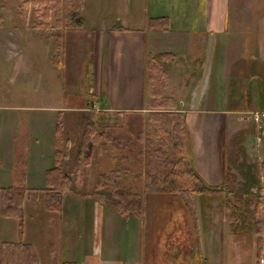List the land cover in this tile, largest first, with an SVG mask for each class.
Masks as SVG:
<instances>
[{
  "label": "crops",
  "instance_id": "crops-1",
  "mask_svg": "<svg viewBox=\"0 0 264 264\" xmlns=\"http://www.w3.org/2000/svg\"><path fill=\"white\" fill-rule=\"evenodd\" d=\"M154 3L152 8L151 3L148 4L151 13L145 15L143 28L120 25L99 30L97 53L100 47L102 50L96 55L94 104L91 107L97 113L146 109L149 53H170L178 60L202 58L204 74L196 80L208 88L213 85L217 94L212 101L206 102L208 107L203 110L197 107L204 105V96L193 95L186 104L192 107L188 109L187 124L196 171L208 185L219 186L224 181L221 133H228L232 123L236 122L239 131H246L244 144L251 161L264 163V0H154ZM152 17H168L170 29L148 30V20ZM223 60H229V63ZM103 63L106 67L105 88L101 81ZM246 100H249L248 107L244 105ZM103 103L109 107L101 108ZM22 109L14 107L15 113ZM237 112L245 115L235 119ZM219 114L223 116L219 117ZM257 115L261 116L259 121L255 119ZM12 119L14 127L7 131L11 145H6L5 152L0 150V188L10 187L13 183V146L20 126L14 114ZM39 130H42L39 120L33 118L26 137L32 140V148L38 150L31 159L30 152L27 153V165L23 169L27 188L43 193L46 172L55 166L56 148L54 144H47L44 152L43 147L38 146L43 140V132ZM52 138H57L55 128L47 139ZM6 158L12 162L6 163ZM95 182L90 190L82 191V180L74 178L73 188L62 196L60 212L46 208L44 195L34 199L38 203L41 201L39 209L34 204L31 213H27L25 199L24 221L18 219L12 229L6 217L0 214V244L10 241L32 245L39 264H141L143 223L136 218L126 219L103 204L94 194ZM256 193L260 195H256L258 202H264V181L262 191ZM211 224L214 246L219 250L212 258V264L259 263L258 235L252 226L247 228L245 236L234 238L224 216ZM261 254H264V247ZM209 260L210 257L206 260L208 264Z\"/></svg>",
  "mask_w": 264,
  "mask_h": 264
},
{
  "label": "rangeland",
  "instance_id": "rangeland-1",
  "mask_svg": "<svg viewBox=\"0 0 264 264\" xmlns=\"http://www.w3.org/2000/svg\"><path fill=\"white\" fill-rule=\"evenodd\" d=\"M31 1L0 0V150L5 152L6 145L7 147L11 145L12 141L9 142L10 135L7 131L14 127L12 121L14 114V117H17L20 131L16 138L17 152L15 157L13 156V161L21 150L25 152V158L22 167L13 166L12 170L20 173L19 169L27 165V153L30 152L29 158L31 159L38 150L37 147L32 148V140L26 137L27 130L32 127V119L37 118L39 129H42L39 131L43 132V140L38 146L43 147L44 152L48 148L47 144L50 146L54 144L56 150L60 149L62 151L61 164L75 180L79 178L82 180L83 184L80 189L88 191L99 174L109 172L117 163L112 159L111 151L99 152L97 146H94L90 164L86 167L83 165L85 159L78 155L84 144L87 118L93 110L91 106L92 103L94 104L95 61L96 55L101 54L102 50L100 47L97 53V39L101 36L99 30L120 25L128 28H143L147 16L151 13L148 4L150 2L152 8L155 3L154 0H85L81 10V15L85 20L82 26H77L78 16H71L66 1L59 9L54 3L50 4L48 17L43 15V8L37 9ZM25 2H30L27 16L22 13V6ZM78 2L80 1L72 0V7H78L76 5ZM223 61L226 64L229 63V60ZM162 65L167 71L166 95L175 100L177 110L186 114L188 150L184 155L186 160L189 163L193 161L194 165L192 138L187 124L188 109L192 107L186 104L190 102L193 95L200 93L204 96L202 97L204 105L197 108L206 109L208 107L206 102L212 101L217 92L213 85L208 88L205 83L201 84L196 80L204 74L202 58L198 57L194 61L192 58L183 60L175 57L167 58L162 61ZM101 81L105 88L106 67L104 63ZM103 92L105 94L104 90ZM153 102V98L148 94L147 108L142 110L144 117H148ZM235 104L238 105L237 102ZM248 104L249 100H246L244 105L248 107ZM106 105L103 103L104 107L101 108H108L109 106ZM15 106L23 107L22 111L15 113ZM38 109L42 111L35 113ZM51 110L54 112L52 113ZM60 110L62 113L61 131L56 134L55 140L47 139L51 137L54 128L56 131L57 116ZM240 113L237 112L235 119L245 115ZM222 116L223 114H219V117ZM227 116L225 118L229 120ZM96 117L99 128L113 126L118 130H127L124 125V115L118 111H100L96 113ZM146 118L144 120V140L148 137L146 127L149 121ZM235 123L231 124L228 133H221L220 138L222 175L225 168V174L232 176V181L235 183L233 190L227 193L215 192L193 196L198 231H196L193 216L179 194L164 190L144 193L142 196L143 219L135 215L130 217L139 219L140 223H143L142 252L139 261L141 264H208L206 262L208 257L212 264V258L218 255L219 250L214 246L211 223L222 216L230 223V231L234 234V238L245 236L250 226L254 228L258 238L262 236L258 232L253 211L257 207V196H260L256 193L255 184L258 182L256 184L258 186L264 181L263 163L251 161L244 144V132L246 131H239V126ZM150 124V132L155 134L157 128L152 122ZM5 128H7L6 131ZM133 136L132 149L136 153L138 140L136 135ZM67 140H69V149L66 153ZM125 150L124 148L123 151ZM122 154V151L117 153L118 162L131 169V173L124 174L123 178H128L133 189L140 191V185L144 184L146 177L137 175L140 167L136 156L130 154L127 159H124ZM5 162L10 163L12 160L6 158ZM249 165L254 167L252 172L249 171ZM247 179L253 181L243 188L242 184ZM27 191L29 193L26 192L24 198V201L26 199L25 209L27 213H31L32 208L36 205L39 209L41 203V201L35 202L34 199L42 198L45 194L44 191L43 193L30 189ZM246 191L248 193H245ZM1 196L0 190V214L2 215ZM18 219L6 217L7 222L10 223L9 228L15 227ZM20 220L24 221V213ZM89 223L91 225V222ZM89 229H91L90 226ZM14 230L11 231L14 233ZM20 230H22L21 225ZM197 238L201 244V257L196 245ZM262 238L264 240V236ZM84 248L88 249L86 245ZM244 251H246L245 247ZM258 257V264H261V261H264V254H258Z\"/></svg>",
  "mask_w": 264,
  "mask_h": 264
},
{
  "label": "trees",
  "instance_id": "trees-1",
  "mask_svg": "<svg viewBox=\"0 0 264 264\" xmlns=\"http://www.w3.org/2000/svg\"><path fill=\"white\" fill-rule=\"evenodd\" d=\"M68 3V10L71 16H78L77 26H82L84 18L81 15L84 0H79L76 6L72 7V0H32L31 3L37 9L43 8L45 16H49L50 4L54 3L59 9L62 3ZM30 2H25L22 6V13L28 14ZM123 29L122 27H120ZM148 30L168 31L170 20L168 17H152L148 20ZM170 53L151 54L147 56V90L153 98L151 111L148 117H144L143 111H120L124 115V125L127 130H118L113 126L99 128L96 117V110H91L88 116V123L84 131V144L79 150V156H83L86 167L90 164L93 156L94 146L99 152L111 151L112 159L117 161L114 167L106 173L99 174L95 183L94 194L103 203L111 207L122 217L128 219L131 215L143 219V200L142 196L146 191H170L179 194L189 213L195 221L196 231L198 222L196 208L193 203L194 195L204 193H227L234 187L232 176L225 174L223 169V183L219 186L208 185L196 171L193 161L188 162L185 152L188 150L186 114L177 110L175 100L166 95L167 71L162 65V61L173 58ZM62 113H58L56 134L62 128ZM145 118L149 121L147 125L148 137L144 140ZM157 128L155 134L150 132L151 124ZM155 124L157 126H155ZM136 126V127H135ZM137 136L138 150L136 153L132 149L134 136ZM189 135V134H188ZM17 139L14 140V157L16 154ZM126 149L123 151V149ZM69 149V140L66 141V153ZM122 151V156L127 159L130 154L136 156L139 164L138 177L144 175L146 181L140 186V191H135L128 178L123 175L131 173V169L125 164H120L117 160V153ZM117 152V153H115ZM18 157L14 159V167H22L24 161V151H19ZM67 155V154H66ZM121 155V154H120ZM62 151L56 150L55 166L46 172L45 203L50 211L62 210V196L73 187L74 178L61 164ZM123 159V158H121ZM264 168V163L262 165ZM253 166L249 165L252 172ZM13 171V183L10 187L0 188L2 192L1 204L2 215L5 217L23 218L24 198L28 188L25 186V171L23 168ZM264 172V171H263ZM248 173V172H247ZM21 174V175H19ZM21 176V177H20ZM253 180L247 179L243 188H246ZM259 181V180H258ZM256 182V181H255ZM258 184V182H256ZM257 191H262V184L259 183ZM245 193H248L247 191ZM253 214L256 218V226L260 235L257 239L258 254L263 251L264 246V202H258ZM197 249L200 257L202 256L201 244L197 238ZM0 264H39L38 256L32 245L23 242L5 241L0 246Z\"/></svg>",
  "mask_w": 264,
  "mask_h": 264
},
{
  "label": "built area",
  "instance_id": "built-area-1",
  "mask_svg": "<svg viewBox=\"0 0 264 264\" xmlns=\"http://www.w3.org/2000/svg\"><path fill=\"white\" fill-rule=\"evenodd\" d=\"M255 119H256V121H259V120L261 119V116H260V115H257V116L255 117ZM261 264H264V261H261Z\"/></svg>",
  "mask_w": 264,
  "mask_h": 264
}]
</instances>
